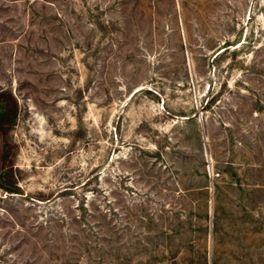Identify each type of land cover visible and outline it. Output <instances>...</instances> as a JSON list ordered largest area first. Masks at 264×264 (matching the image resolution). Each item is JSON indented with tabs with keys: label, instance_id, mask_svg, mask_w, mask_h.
<instances>
[{
	"label": "rangeland",
	"instance_id": "rangeland-1",
	"mask_svg": "<svg viewBox=\"0 0 264 264\" xmlns=\"http://www.w3.org/2000/svg\"><path fill=\"white\" fill-rule=\"evenodd\" d=\"M0 91V264H264V0H0Z\"/></svg>",
	"mask_w": 264,
	"mask_h": 264
},
{
	"label": "trees",
	"instance_id": "trees-1",
	"mask_svg": "<svg viewBox=\"0 0 264 264\" xmlns=\"http://www.w3.org/2000/svg\"><path fill=\"white\" fill-rule=\"evenodd\" d=\"M17 117V104L13 97L5 91H0V186L10 190L13 182L10 161L11 146L7 135L13 127Z\"/></svg>",
	"mask_w": 264,
	"mask_h": 264
},
{
	"label": "flooded vegetation",
	"instance_id": "flooded-vegetation-1",
	"mask_svg": "<svg viewBox=\"0 0 264 264\" xmlns=\"http://www.w3.org/2000/svg\"><path fill=\"white\" fill-rule=\"evenodd\" d=\"M1 187V186H0ZM2 188V187H1Z\"/></svg>",
	"mask_w": 264,
	"mask_h": 264
}]
</instances>
